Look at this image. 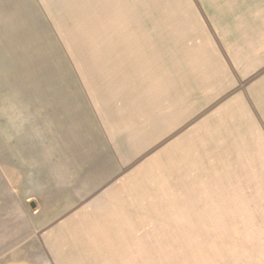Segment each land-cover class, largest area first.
<instances>
[{
  "label": "rangeland",
  "instance_id": "obj_1",
  "mask_svg": "<svg viewBox=\"0 0 264 264\" xmlns=\"http://www.w3.org/2000/svg\"><path fill=\"white\" fill-rule=\"evenodd\" d=\"M263 242L264 0H0V264Z\"/></svg>",
  "mask_w": 264,
  "mask_h": 264
},
{
  "label": "crops",
  "instance_id": "obj_2",
  "mask_svg": "<svg viewBox=\"0 0 264 264\" xmlns=\"http://www.w3.org/2000/svg\"><path fill=\"white\" fill-rule=\"evenodd\" d=\"M253 254L254 256H251ZM246 255H249V254H246ZM246 259L248 260L246 261V264H264V242L262 245L259 246L258 251L255 250L251 252L250 256H247Z\"/></svg>",
  "mask_w": 264,
  "mask_h": 264
},
{
  "label": "water",
  "instance_id": "obj_3",
  "mask_svg": "<svg viewBox=\"0 0 264 264\" xmlns=\"http://www.w3.org/2000/svg\"><path fill=\"white\" fill-rule=\"evenodd\" d=\"M31 207H32L33 209H35V208H36V205H35L34 203H32V204H31Z\"/></svg>",
  "mask_w": 264,
  "mask_h": 264
}]
</instances>
